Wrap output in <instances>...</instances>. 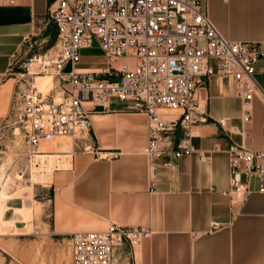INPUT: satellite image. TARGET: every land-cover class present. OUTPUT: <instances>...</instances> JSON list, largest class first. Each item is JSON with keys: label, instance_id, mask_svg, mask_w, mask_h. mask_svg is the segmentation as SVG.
<instances>
[{"label": "crops", "instance_id": "crops-1", "mask_svg": "<svg viewBox=\"0 0 264 264\" xmlns=\"http://www.w3.org/2000/svg\"><path fill=\"white\" fill-rule=\"evenodd\" d=\"M57 1L0 3V127L14 102L22 101L19 95L32 87L38 89L41 83L38 78L34 82L24 79L20 63L57 43L58 29L51 18ZM207 8L227 40H262L264 0H207ZM107 64L105 55L95 46L82 53L77 69L102 72ZM263 67L262 62L257 66L255 79L264 89ZM113 107L116 112L112 114L92 117L91 134L73 138L85 140L86 150L74 152L71 168L56 176L50 186L52 197L31 204L30 223L40 230L38 244L46 245L55 257L67 251L71 255L72 234L104 231L115 224L152 232L140 246L125 244L118 248L115 264H264V195L253 193L246 199L228 195L227 153L232 143H244L252 150L261 148L264 96L257 92L247 104L235 96L232 77H214L201 102L209 122L193 126L195 152L180 160L167 155L150 160L143 153L148 142L147 116L127 103L113 102ZM246 111L250 112L249 122L245 120ZM163 114L171 118L181 115L177 111ZM220 120H226L224 127ZM235 128L244 130L247 136L244 138ZM180 135L178 131L177 137ZM151 163L155 165L153 173ZM257 186L258 182H253V188ZM24 208V201L14 202L8 211L16 217V209ZM28 224L21 217L12 231H24ZM18 235L25 240L33 236L23 232Z\"/></svg>", "mask_w": 264, "mask_h": 264}, {"label": "built area", "instance_id": "built-area-1", "mask_svg": "<svg viewBox=\"0 0 264 264\" xmlns=\"http://www.w3.org/2000/svg\"><path fill=\"white\" fill-rule=\"evenodd\" d=\"M51 18L58 29L57 43L20 63L22 75L31 82L41 76L56 84L48 96L34 87L19 95L23 102L19 119L31 158L41 154L43 141L89 133L92 117L116 112L113 102H118L147 116L145 156L180 160L195 152L193 126L209 122L201 102L214 77H232L235 96L247 104L257 92L264 96L255 79L257 66L264 63V26L258 43L229 41L211 20L207 0H58ZM95 46L105 55L107 68L79 72L82 53ZM163 111L181 115L171 118ZM245 120L250 121L249 111ZM219 123L224 127L226 120ZM235 131L247 136L244 130ZM227 153L228 195L245 199L253 193L264 195V138L259 150L232 143ZM150 169L153 173L155 165L151 163ZM151 235L150 230L115 224L104 231L74 233L72 264H115L118 248L125 244L135 248Z\"/></svg>", "mask_w": 264, "mask_h": 264}, {"label": "rangeland", "instance_id": "rangeland-1", "mask_svg": "<svg viewBox=\"0 0 264 264\" xmlns=\"http://www.w3.org/2000/svg\"><path fill=\"white\" fill-rule=\"evenodd\" d=\"M37 78L41 80L37 86L38 90L44 96L52 94L56 88L55 80L51 77L41 79L44 77L39 76ZM24 79L33 81L28 76ZM45 82H48L46 87ZM22 109L23 102L15 101L8 119L0 127V211L2 212L5 208L2 216L4 221L0 220V264H72L68 251L62 256L55 257L46 245L38 244L36 237L40 235V231L36 234L37 229H34L30 223L31 214L25 211L22 215L13 217L14 212L8 209L13 207L14 202L20 204L24 201L27 207L31 204L33 206L34 201L36 204V202L50 199L52 197L50 186L54 183L56 176L71 168L74 152L82 153L87 146L85 140L78 141L68 137L55 138L51 142L43 141L44 144L46 142L48 144L43 146L44 148L40 147L41 154L36 158L29 157L25 125L19 119ZM75 143H79L77 149L74 147ZM65 145H70L71 148L66 149ZM41 155L50 157L43 158L40 157ZM37 206L40 205L37 204ZM21 217L29 223L28 227L24 231L15 233L12 230L15 229L16 220ZM21 232L31 233L33 236L25 240L18 235Z\"/></svg>", "mask_w": 264, "mask_h": 264}, {"label": "bare ground", "instance_id": "bare-ground-1", "mask_svg": "<svg viewBox=\"0 0 264 264\" xmlns=\"http://www.w3.org/2000/svg\"><path fill=\"white\" fill-rule=\"evenodd\" d=\"M41 79H45V77H44V78H41ZM46 84H48V82H47V83L45 82V87H46ZM43 87H44V84H43ZM43 146H46V144L42 145L41 148H44ZM50 149H52V147H51ZM40 152H41V151H40ZM40 157H43V158H44V157H50V156H49V155H48V156H47V155H41ZM66 160H67V158H66ZM4 209H5V208H4ZM4 209L2 210V212L0 211V212H1V215H0V220H1V221H4V220H3V217H2V216H3V213H4ZM25 211L27 212V214L30 215L31 212H32V206H31V205H28V206L25 207L24 209H16V214H17L16 216H20V215H22L23 212H25ZM18 218H19V217H18ZM16 219H17V218H16ZM6 223H7V222H6ZM12 223H13V221H12Z\"/></svg>", "mask_w": 264, "mask_h": 264}]
</instances>
